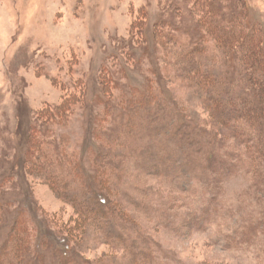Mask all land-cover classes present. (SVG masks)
<instances>
[{
  "label": "rangeland",
  "instance_id": "1",
  "mask_svg": "<svg viewBox=\"0 0 264 264\" xmlns=\"http://www.w3.org/2000/svg\"><path fill=\"white\" fill-rule=\"evenodd\" d=\"M230 1L264 22V0ZM200 12L189 0H0V253L13 235L36 264H264V227L255 238L243 227L263 222L257 173L228 175L221 159L222 183L214 176L209 187L185 166L192 153L176 138L183 114L172 116L173 95L205 126L217 121L207 100L232 102L219 86L205 103L183 79L171 81ZM144 85L165 95L148 113L159 118L152 137L142 119L129 127L130 100ZM226 119L228 137L200 139L226 160L240 147L248 154L257 142L240 144L237 115ZM156 141L174 160L136 168V153ZM59 236L71 239L69 259Z\"/></svg>",
  "mask_w": 264,
  "mask_h": 264
},
{
  "label": "trees",
  "instance_id": "2",
  "mask_svg": "<svg viewBox=\"0 0 264 264\" xmlns=\"http://www.w3.org/2000/svg\"><path fill=\"white\" fill-rule=\"evenodd\" d=\"M189 1L195 3L197 10L200 9L201 19L197 24L198 32L196 35H191V47H188L186 50V52H189L187 54L178 55L180 56L179 61L181 62V67L178 71L175 70L172 72L171 81L177 84V79H183L190 89L197 92L199 100H204L205 103L207 100H205V92H207L209 96L211 95L214 97L216 96L215 89L219 86L226 92L227 97L232 100V102L223 106L216 102V100H207L208 106L212 104L215 107L217 121L215 123H207L208 125L205 126L202 115L196 111V109L187 110L186 102L181 99L179 100L171 91H166L168 97L173 95L174 100L171 99V101L176 107V112H174L172 116L177 119L179 114H183L181 120L179 119L181 127L179 125L176 138L178 140L181 138L180 142L186 143L188 149H190L192 153V161L185 166L188 167V170L195 174L197 178H200L201 181H205L209 184V187H212L210 184L212 180L211 177H213V179L214 176L217 177V182L219 184L222 183L220 181L221 174L218 173L219 169H217L216 163L224 159V173L228 175H240L245 168L247 174H254L256 172L258 179L257 189L261 191V193H264V22L254 23L251 21L246 8L241 5L242 2L239 3L240 5H234L232 1H230L231 6L227 7L224 0ZM202 2L204 3L203 9L202 6L199 7V4ZM194 12L196 11L194 10L193 14ZM166 23L171 26V23ZM251 24L253 27L251 26V28H249ZM205 26H207V29ZM165 36L169 37V34ZM209 37L217 41L218 45L216 47H210L204 43ZM203 61H206L208 64L204 65L205 67L202 64V66H198L197 68V64ZM216 62L218 63V71H210L211 69L209 66H212ZM180 71L181 73H178ZM221 75L224 76L222 81H220ZM171 81L169 80L168 82L169 86ZM144 86L143 88L148 89V92L143 93L138 100L137 98L130 100L128 108L130 115L129 127L135 132L133 128L135 122L133 123L132 119H142L146 121L147 126H141L143 129H148L152 137L156 136L154 133L156 132L155 128L159 118H154V121H152V118L150 116L148 117V113L157 110L154 104L157 99L164 95V92L158 95L155 89H149L147 85ZM239 99H242V102H239ZM160 100L162 101L163 99L160 98ZM157 105L158 107L160 106V104ZM230 113L237 115V119L232 121V129L238 132V137L240 141H242L240 144L257 142V146L252 149H248L249 147H247L248 154L240 147L237 150L238 152H231V157L226 160L225 158L227 156H223V150L220 146H216L215 151L212 152L208 147L209 144L205 143L209 140H201L200 138L206 137L210 139L211 142H215L218 141L221 136L226 137L227 133L222 131V127L227 125L226 116L228 117ZM187 114L192 118L187 120ZM160 146L161 145H159L157 141L156 143L152 142L150 145L143 147L141 151L137 152L136 158L139 159L138 162L141 159H143V162L137 163L135 167L138 168L137 166H139L140 168L141 164L149 167L157 156H162L163 158L165 156L172 162L174 158L167 156L168 153L165 151L164 145L162 146L163 149ZM97 150L100 155L104 154L100 147L96 148V151ZM106 153L108 154V151ZM198 153H204L205 157L195 159L194 157L197 156ZM109 154H113V151L110 150ZM25 164L27 166L28 162H25ZM172 166L176 171L180 168V166L174 162ZM181 169L186 170L185 168ZM261 199L264 202V194L260 196V200ZM104 200L107 202L106 198H104ZM243 227L248 231L244 233L245 236H247V234H252L254 236L253 238H255L259 235L262 227H264V217L263 222L254 225L253 228L250 227L248 229L247 226ZM13 237L12 235L10 241L5 243L1 248L3 252L0 253V264H36L30 255L31 252L26 255L27 248L24 239L20 240L19 238V240H17V238ZM59 237L60 239H66H62L65 242L63 244V257L64 259H69L71 255L70 250L72 248L69 244L71 239L68 236ZM14 239L17 240V245L11 248ZM11 253L15 255L13 256V260L7 258ZM38 258V264H45L44 258ZM71 258L73 260L77 259L74 255L71 256ZM71 263L82 264L77 260Z\"/></svg>",
  "mask_w": 264,
  "mask_h": 264
}]
</instances>
